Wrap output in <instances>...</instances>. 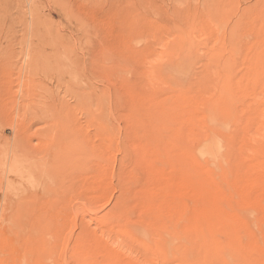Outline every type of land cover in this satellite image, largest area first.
Segmentation results:
<instances>
[{
    "label": "rangeland",
    "instance_id": "rangeland-1",
    "mask_svg": "<svg viewBox=\"0 0 264 264\" xmlns=\"http://www.w3.org/2000/svg\"><path fill=\"white\" fill-rule=\"evenodd\" d=\"M52 1L16 0L0 48V264H217L212 240H152L217 207L237 264H264V0L125 35Z\"/></svg>",
    "mask_w": 264,
    "mask_h": 264
},
{
    "label": "bare ground",
    "instance_id": "bare-ground-1",
    "mask_svg": "<svg viewBox=\"0 0 264 264\" xmlns=\"http://www.w3.org/2000/svg\"><path fill=\"white\" fill-rule=\"evenodd\" d=\"M188 1L189 0H53L52 1L53 7H51V10L53 12H55L56 14H58L60 17H62V16H64L63 14H66L68 11H71L75 6L76 8H79V10H85L86 12H91V14L93 15V20L96 17L98 19V16H103V17H107L110 20H115L118 28L123 29V31H125V29L126 30L128 29V31L131 30V32L132 31H143V30L148 31V30H151L152 28H154L155 18L161 12H163L167 16L169 15L170 17H171V15L178 17L179 15L185 13L184 5ZM15 2H16V0H0V48L3 47V42L5 44L4 45L5 49L10 48L12 45L11 31H12V28L14 26V23H16V19L14 17V13H15L14 10L16 9V6H15L16 3ZM50 2H51V0H50ZM177 3H178V6H176ZM29 5H30V3H29ZM32 12H35V10H31V9L28 10V15H27L28 18H26V19H27V21L28 20L29 21L26 24H24L22 22L21 27H22L23 31H25V32L28 31L29 33L34 35V33L37 32L39 24L42 25V21H40V15L36 14L37 12L34 14ZM76 14L78 15V12ZM86 15H87V13H86ZM75 16H74V20L77 18V17L75 18ZM70 17H72V16H70ZM88 17H89V15H88ZM186 17H187V14H186ZM85 18H86V16H85ZM65 20H67V19H65ZM68 20H70V19H68ZM71 20H73V19H71ZM78 21H79V19H78ZM86 22L87 21H85V23ZM76 23H77V21H76ZM67 24L68 25L63 27V29H65V30L70 29L74 32L77 30L76 26H73L70 22ZM85 25L86 24L80 23L81 27H84ZM89 25H92V24H90V22H89ZM91 27H93V26H91ZM91 27H90V29H91ZM98 27H100V26H98ZM95 28H97V27H95ZM95 28H92V29H95ZM90 29H89V31H92ZM121 29H120V31H121ZM87 30H88V28H87ZM93 31H96V30H93ZM93 31H92V33H93ZM123 31H121V32H123ZM127 32L125 31L122 34L125 35V33H127ZM82 33H83V31H82ZM96 33H98V32H96ZM96 33H95V35H96ZM84 35L86 36V34H84ZM97 35H99V34H97ZM105 35H106V33H105ZM81 36L83 37V35H81ZM99 36L101 37V35H99ZM90 37L88 36V38H90ZM92 37H94V35ZM86 38L83 37L84 40ZM5 39H6V41H3ZM30 43H31V41H30ZM62 43H63V41H62ZM62 43L60 45H62ZM85 43H87V42H85ZM86 45H88V44H86ZM58 47L56 46L55 48L59 49ZM76 60H77V58H76ZM71 63L74 66L75 61H74V63L73 62H71ZM14 154H16V153H14ZM11 156H12V154L10 155V157ZM0 163H1V161H0ZM5 164H7V162ZM10 164L12 165V163H10ZM5 166H7V165H5ZM18 167H20V166L18 165L17 168ZM11 170H12V166H11ZM17 170H19V169H17ZM14 171H15V169H14ZM14 171L12 170L11 172H14ZM202 179H203V181H205V179L203 177H202ZM202 215L203 216H201V219H202L201 221L198 222V219H200V218H197V222L194 221L190 224L183 226L177 234L171 233L169 230H167L168 229L167 227H159V228H157L158 229L157 234L154 235L156 237H154L152 240H195L197 243L201 242L199 240H212L211 245L212 244L213 245L211 247H213V249H211V248L210 249H211L212 255H214V257H215V263H217V264H237L238 262H236L237 261L236 257L231 253L230 250L224 248L225 245H224L223 240H226L225 239L226 236L224 237L225 231L223 229V225H222L223 223H221V221H220L221 215H222V212L220 211V209L218 207L213 208V210L207 211V212L203 213ZM226 226H228V225H226ZM232 229H234V227ZM143 230L144 229L141 227L140 228H132L130 230V234L134 238V240L135 239L136 240H148L147 234ZM207 242H209V241H207ZM228 243H230V242H228ZM199 246L202 247L203 245H201V243H199ZM200 247H199V250H200ZM205 248H207V246ZM201 249H203V248H201ZM202 251L207 252L208 249H205ZM163 258H166V257H163Z\"/></svg>",
    "mask_w": 264,
    "mask_h": 264
}]
</instances>
